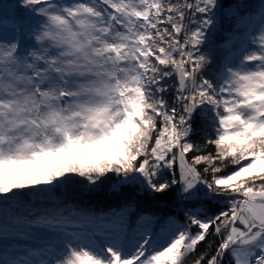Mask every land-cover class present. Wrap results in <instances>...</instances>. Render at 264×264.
<instances>
[{"label": "snow or ice", "instance_id": "obj_1", "mask_svg": "<svg viewBox=\"0 0 264 264\" xmlns=\"http://www.w3.org/2000/svg\"><path fill=\"white\" fill-rule=\"evenodd\" d=\"M232 7L17 0L10 34L0 18V204L114 174L173 205L162 233L130 243L119 220L97 239L69 230L91 216H41L29 227L55 239L0 264H264V13L248 34L255 48L223 63L205 51ZM197 114L209 125L202 144L191 139ZM215 199L225 208L208 216ZM205 241L212 250L200 252Z\"/></svg>", "mask_w": 264, "mask_h": 264}, {"label": "trees", "instance_id": "obj_2", "mask_svg": "<svg viewBox=\"0 0 264 264\" xmlns=\"http://www.w3.org/2000/svg\"><path fill=\"white\" fill-rule=\"evenodd\" d=\"M16 2L17 0H0V18H6L3 23H6L9 34L13 21L19 19L15 8ZM229 2L233 4L232 9L228 10L229 14L235 13V19H230L222 26L219 22L220 18L217 17L218 22L212 29L210 42L205 48V51L212 49L213 58L220 63H223L225 55L230 53L231 58L236 59L241 48H249L251 37L248 34L255 33V26L261 25L259 23L264 13L260 0H229ZM237 4L239 9L236 8ZM166 96L171 102V92ZM193 127L194 133L191 139L197 144H202L209 131V125L197 114ZM43 168L44 166L41 165L36 170L42 174ZM110 177L97 186L88 185L82 178H76L57 187L39 185L37 187L46 190L38 194L29 193L15 201L0 204V230L7 227V234L21 236L23 234L38 246L37 242L42 232L50 229L29 227V222L34 224L41 216L62 215L70 221H79L81 216L93 217L94 219L87 223L84 229L93 230L96 235L105 234L104 226L119 220L124 238L129 243L138 239L140 232L146 230L155 234L162 233L168 224L170 215L168 209L173 205L166 199L153 198L151 193L145 195L142 188L136 191L135 186L120 185L118 181L121 177L114 174H110ZM121 188L124 189L122 193L119 191ZM225 205V200L215 199L205 206V210L208 216H213L224 209ZM143 219L151 220V227L143 224ZM72 228L79 227L73 225L69 228L74 231L77 229ZM0 232L3 234L2 231ZM214 239L209 236V240ZM14 243L17 241L15 240ZM207 243L208 241H205L198 246L200 252L207 249ZM191 260L190 257L187 264H191Z\"/></svg>", "mask_w": 264, "mask_h": 264}, {"label": "rangeland", "instance_id": "obj_3", "mask_svg": "<svg viewBox=\"0 0 264 264\" xmlns=\"http://www.w3.org/2000/svg\"><path fill=\"white\" fill-rule=\"evenodd\" d=\"M261 24V22L259 23ZM261 25L255 26V33L257 37L259 36ZM255 45L250 44L249 48H255ZM36 169L40 168L41 165L35 166ZM143 224L147 225L148 227H151L152 221L149 219H143ZM142 224V225H143ZM77 229L74 231H84L88 233H94L93 230H87V229H80V228H72ZM70 230V229H69ZM73 231V230H70ZM106 234V232H104ZM142 232H140L141 234ZM105 234L102 235H96L97 239H103L105 237ZM55 239V234L51 230H45L42 232L40 236V240L37 242L39 243L38 246H35V243H32L28 236L21 235H4L0 232V256H4L6 258H12L13 255H15L16 258H23L24 253L29 249H36L37 247H40L42 244L48 242L49 240ZM17 241V243H14V241Z\"/></svg>", "mask_w": 264, "mask_h": 264}]
</instances>
